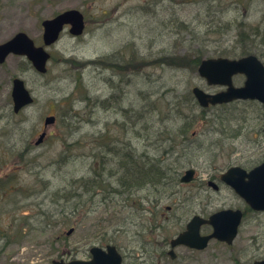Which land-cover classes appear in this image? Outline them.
I'll return each mask as SVG.
<instances>
[{
	"label": "rangeland",
	"instance_id": "obj_1",
	"mask_svg": "<svg viewBox=\"0 0 264 264\" xmlns=\"http://www.w3.org/2000/svg\"><path fill=\"white\" fill-rule=\"evenodd\" d=\"M69 9L83 14L84 32L74 37L66 28L46 48V74L22 56L11 54L0 64V264L84 260L92 246L129 244L126 202L115 194L102 199L99 191L86 195V182L117 188L129 182L133 189L141 183L129 197L135 207L143 206L141 197L161 198L148 209L166 220L162 235L168 238L184 221L177 207H189L193 198L201 199L205 213L245 208L238 257L250 264L264 256V212L249 210L226 186L217 192L206 186L230 166L252 169L264 161V110L248 100L202 109L191 92L224 89L198 75L201 54L239 58L231 55L250 48L264 63V0H0V44L25 32L42 45L41 22ZM15 77L34 99L17 114ZM243 81V75L233 78L237 87ZM47 116L55 123L36 145ZM146 162L174 175L194 168L196 178L165 181L157 190L126 179L127 165L141 171ZM137 222L156 223L149 214ZM119 226L127 233L116 231ZM210 247L212 264H226L227 250ZM200 264H210L205 255Z\"/></svg>",
	"mask_w": 264,
	"mask_h": 264
},
{
	"label": "water",
	"instance_id": "obj_2",
	"mask_svg": "<svg viewBox=\"0 0 264 264\" xmlns=\"http://www.w3.org/2000/svg\"><path fill=\"white\" fill-rule=\"evenodd\" d=\"M43 28V45L37 46L25 32H18L9 40L0 44V64H3L11 54L25 57L39 74L47 72V62L50 54L45 47L55 44L61 33L68 28L72 36H80L85 27L83 14L77 9L63 11L56 16L41 22ZM200 77L204 78L208 85H218L226 89L216 94H208L198 87L192 89L199 106L206 108L209 105L229 103L235 100H256L264 109V65L255 55H248L238 59L207 58L203 59L197 69ZM235 75H244L245 80L241 87H235L232 78ZM12 109L14 113L31 105L33 97L27 89L25 82L15 77L12 79ZM55 123L54 116L44 119V126ZM264 135V125H263ZM45 136L42 133L36 144H40ZM193 169H189L181 177V182L187 183L193 179ZM220 179L244 200L250 209L264 211V162L247 171L241 167H230L220 175ZM208 185L217 190V185L210 181ZM242 213L238 210L225 209L217 211L209 217L207 222L212 225L213 232L203 239L202 244L195 241L198 236L200 224L204 221L195 217L187 225V230L179 235L174 243L186 244L190 247L202 248L209 238L231 243L235 238L240 224ZM73 229L67 232L71 234ZM107 251L99 247L90 250V261L74 260L69 263L56 262L53 264H121V257L113 246H107ZM264 264V262L256 263Z\"/></svg>",
	"mask_w": 264,
	"mask_h": 264
},
{
	"label": "flooded vegetation",
	"instance_id": "obj_3",
	"mask_svg": "<svg viewBox=\"0 0 264 264\" xmlns=\"http://www.w3.org/2000/svg\"><path fill=\"white\" fill-rule=\"evenodd\" d=\"M234 166L241 167L240 165H234ZM191 169H194V168H191ZM167 170L170 173L168 168H167ZM246 170H249V169H246ZM185 172H186V170L184 171V173ZM175 174H177V173H175ZM182 175L170 174V178H171L172 182L168 181V183L173 184V185H175V183L177 184V182H179L180 184H188V183H182L181 182ZM220 175H221V173H220ZM166 177H167V175L163 178V183L165 182ZM174 178H177L178 180H173ZM195 178H196V171L194 169L193 179L191 182H193L195 180ZM210 181L214 182L217 185V190L213 189L211 186L208 185V182H210ZM217 181L215 179L211 178V180H208L206 182V186L208 188H211L212 190H214V192H217L220 189L219 185L226 186V187L230 188L228 185H226L220 179V176H218ZM191 182H189V183H191ZM158 185H156V186L150 185L147 188H154L153 190H157ZM132 194H133V188L127 187V195L125 196V198H123L122 196L120 197V199L123 200V202H126V208L125 209L127 210V213H128V219L126 220V223L128 225L130 223V227H133V229H130V230L128 229V232L131 233V234H129V236H130L129 244H125L124 247L118 246L116 244L111 245L115 248L116 253H118L120 255L121 264H200V262H202V256L203 255L206 256V261L208 263L212 264L213 255L208 254V252L210 251V248H211L210 246L212 243L216 244V245L223 246L227 250L226 254H225V257L227 258L226 264H243V261H244L243 256L241 258L238 257V256H240V251H236V247H239L236 245L239 242L238 237H239V233H240V228L243 224L244 217H245V212H246L245 208L243 209V208H239V207H232V208L229 207V208H222V209H218L215 211H210L208 213H205L202 211V209L199 208L200 205L202 204L201 199L193 198L192 202H188V203H190L189 207H187V206L177 207V210H184V212H182V213H184V215H183L184 221H183V223H182V221L179 223L180 227H181L180 230L176 234H174L173 236H170L168 238V237H165V235H162L163 234L162 230L165 229V227L167 226L166 220L164 219L165 223L162 224L161 223L162 219L161 218L157 219L158 214L154 213V212L150 211V209H148L150 207L149 203L154 204V203H156L157 199L161 200V198L150 197V196L141 197L139 199H140V203L143 206L141 207V205H140V207H135L133 198L131 199L129 197ZM128 200L131 201L130 204H128ZM178 201L179 202H177L176 204L181 205L182 201L179 199H178ZM243 203H244V205H246L244 201H243ZM144 205H147V207ZM133 208H134V210H132ZM129 209H131V210H129ZM168 209H171V208H168ZM225 209L238 210L242 213V217H241L240 224L238 226L237 234L231 243L220 241V240L215 239V238H209L206 242V245L202 248L190 247V246L183 244V243H181V244L174 243L175 240L179 237V235L183 234L187 230V225L189 224V222L193 218L197 217V218L203 220L204 222L200 224V227L198 229V236H194V237H195L196 243L202 244L203 239L205 237L210 236L213 232V227L211 224H209L207 222V220H209V217L212 214L216 213L217 211L225 210ZM128 210H129V212H128ZM141 210L143 212L138 214L137 212H139ZM256 213H261V212H256ZM136 214L139 217L135 216ZM147 214H149L150 218H152V220L154 222H156V223H154V225H152L150 223L149 224H142V222H137L140 219L142 221V217L144 215L147 216ZM133 215L135 217H137L136 220H133ZM155 225L158 226V229H157L158 231L156 230ZM119 227L120 228L117 229L116 231L119 232L120 230L121 231L126 230V229H122L121 226H119ZM125 232L127 233V231H125ZM133 242H135L134 246H133ZM130 245H132V246H130ZM107 246H109V244H106L105 246H98V247L103 249L104 251H107V248H106ZM90 250H91V248L89 249V252H88L89 256L86 259H84V261H89L92 258ZM134 252H136V253L134 254ZM69 258L70 257H66L65 260L60 259V261H64L65 263H68L72 260H75V259H72V258L69 259ZM261 262H264V256L260 255L258 257H255L250 264H256V263H261ZM50 264H53V260L51 261Z\"/></svg>",
	"mask_w": 264,
	"mask_h": 264
},
{
	"label": "trees",
	"instance_id": "obj_4",
	"mask_svg": "<svg viewBox=\"0 0 264 264\" xmlns=\"http://www.w3.org/2000/svg\"><path fill=\"white\" fill-rule=\"evenodd\" d=\"M249 37V36H247ZM243 50L238 53V54H233L231 56H245V55H249L251 54V49L250 48H242ZM205 54H201L200 56L197 57L195 63H196V66H198L201 62V60L203 59V56ZM219 57H223V56H227V55H221V54H218ZM205 58V57H204ZM116 155H119L120 153L119 152H115ZM120 156V155H119ZM131 157V155H129L128 153H124V158L126 160H129V158ZM118 165H125L123 164L122 162H117ZM143 165H147L150 170L147 168H142L141 171H137L136 169L133 170L131 166L127 165L126 167V171L124 172L125 174V177L126 179L129 181V180H136V179H140L142 182H143V185L142 186H150V185H158V186H161V185H164V184H167L166 182L163 183V178L167 175V177L165 178V181H171V178H170V174L172 173H169L167 168L165 167L163 170H159L160 168L157 169V166L155 164H152V163H149V162H146L144 163ZM151 166H154L156 167L155 170H153L151 168ZM177 169H179V167L176 166ZM174 173H177L176 171ZM174 175V174H172ZM177 175V174H176ZM173 180H178L177 178H174ZM83 183V182H82ZM81 183V184H82ZM95 185L93 186H90L87 182L84 184H82L81 186L84 188V194H92V195H97L95 194L96 191H99V193L102 194V199L103 197L105 198L104 194H115L117 195V197H121L122 195H127V187L129 186V182H128V186H124L123 183H120V186L119 188L117 187H113V186H105V184H101L100 182L99 183H96L94 182ZM140 185L139 186H134V189L133 190H138L142 187L141 186V183H139ZM74 185V184H73ZM72 186V185H70ZM65 194H64V200L66 199V201L69 199V195L68 193L69 192H66V190H64ZM134 193V192H133ZM123 197V196H122ZM136 198H135V202H136ZM136 204V203H135ZM102 243V242H100Z\"/></svg>",
	"mask_w": 264,
	"mask_h": 264
}]
</instances>
